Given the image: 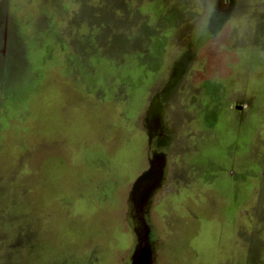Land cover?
I'll return each mask as SVG.
<instances>
[{"label": "rangeland", "instance_id": "1", "mask_svg": "<svg viewBox=\"0 0 264 264\" xmlns=\"http://www.w3.org/2000/svg\"><path fill=\"white\" fill-rule=\"evenodd\" d=\"M0 193V264H264V0H0Z\"/></svg>", "mask_w": 264, "mask_h": 264}, {"label": "crops", "instance_id": "2", "mask_svg": "<svg viewBox=\"0 0 264 264\" xmlns=\"http://www.w3.org/2000/svg\"><path fill=\"white\" fill-rule=\"evenodd\" d=\"M24 187H25V186H15V189H17V190L19 191V193H20L21 195H23V193H24L23 190H25ZM31 189H32V188H31ZM5 190H6V188L4 187V189L2 190V193H3V192H6ZM27 191H30V190H27ZM2 193H0V196H1ZM20 194H19V195H20ZM19 195H18V196H19ZM23 196H24V195H23ZM19 198H21V197L19 196ZM23 218H24V217H23ZM10 220H12V219H10ZM14 220H15V219H14ZM16 221H17V219H16ZM18 221L21 222V220H18Z\"/></svg>", "mask_w": 264, "mask_h": 264}, {"label": "bare ground", "instance_id": "3", "mask_svg": "<svg viewBox=\"0 0 264 264\" xmlns=\"http://www.w3.org/2000/svg\"><path fill=\"white\" fill-rule=\"evenodd\" d=\"M140 260V259H139ZM139 264H142L140 261H139Z\"/></svg>", "mask_w": 264, "mask_h": 264}]
</instances>
